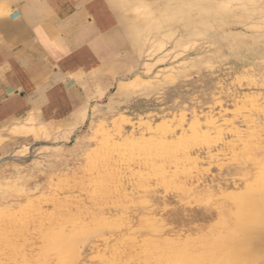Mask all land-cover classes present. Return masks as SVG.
Returning <instances> with one entry per match:
<instances>
[{
  "label": "rangeland",
  "instance_id": "374dc122",
  "mask_svg": "<svg viewBox=\"0 0 264 264\" xmlns=\"http://www.w3.org/2000/svg\"><path fill=\"white\" fill-rule=\"evenodd\" d=\"M105 1L127 73L78 128L0 131V264H160L159 249L217 264L218 239L233 264H264V0ZM148 23L167 39L143 54Z\"/></svg>",
  "mask_w": 264,
  "mask_h": 264
},
{
  "label": "crops",
  "instance_id": "0c3cea01",
  "mask_svg": "<svg viewBox=\"0 0 264 264\" xmlns=\"http://www.w3.org/2000/svg\"><path fill=\"white\" fill-rule=\"evenodd\" d=\"M127 45L105 0H0V131L78 128L127 73Z\"/></svg>",
  "mask_w": 264,
  "mask_h": 264
},
{
  "label": "bare ground",
  "instance_id": "6f19581e",
  "mask_svg": "<svg viewBox=\"0 0 264 264\" xmlns=\"http://www.w3.org/2000/svg\"><path fill=\"white\" fill-rule=\"evenodd\" d=\"M122 0H120V2H121ZM159 1V0H158ZM172 1V0H171ZM218 1V4H219V6H221V7H228L229 6V4H230V2H229V0H217ZM175 2L177 3L178 2V0L176 1L175 0ZM179 2H180V0H179ZM183 2V1H182ZM185 2V1H184ZM187 2V1H186ZM190 2V1H189ZM197 2H198V0H197ZM197 2H195V6H196V3ZM201 2H203V1H201ZM200 2V3H201ZM158 3V2H157ZM166 3V2H165ZM136 4V3H135ZM134 3L131 5V12H132V15L133 16H135V18L136 17H139V16H141L142 14L144 15V14H146L150 9H149V6L150 5H135ZM143 4V3H142ZM170 4V3H169ZM242 4V3H241ZM122 5V4H121ZM167 5H168V3H167ZM171 5V4H170ZM169 5V6H170ZM197 5H199V3L197 4ZM123 6V5H122ZM187 6V5H186ZM193 6V5H192ZM165 7V6H164ZM171 7V6H170ZM182 7V6H181ZM181 7H177L178 9H180ZM123 8V7H122ZM157 8V7H156ZM167 8V7H166ZM123 10V9H122ZM160 10V9H159ZM162 10V9H161ZM174 10V9H173ZM126 11V10H125ZM186 11V10H185ZM184 11V12H185ZM170 12V11H169ZM184 12H183V14H184ZM187 12V11H186ZM208 12V11H207ZM124 13V12H123ZM157 13V12H156ZM189 13V12H188ZM235 13V12H234ZM131 14V13H130ZM158 14V13H157ZM156 14V15H157ZM177 14H178V12H177ZM132 15H130V17H132ZM168 16H169V14H167ZM154 16H155V14H154ZM185 16V15H184ZM215 18H220L219 16H217V15H215L214 16ZM133 18V17H132ZM189 18V17H188ZM240 18V17H239ZM130 19V18H129ZM247 19V18H246ZM147 20V19H146ZM177 20V19H176ZM184 20H186V19H184ZM129 22V21H128ZM131 22V21H130ZM138 22V21H137ZM127 23V22H126ZM134 24V23H133ZM139 24H142V23H139ZM149 24V26H151L150 27V30L146 33V35H145V40H146V42L149 44V46L148 47H141L140 49H141V53H149L150 52V48H152V44L155 42V41H157V43H158V45L160 46V45H162L165 41H164V39H167L166 38V35H165V33L164 32H166V31H164L163 29H159L157 26H156V24H153V25H150V23H148ZM175 24H177V23H175ZM174 24V25H175ZM179 24V23H178ZM182 24V23H181ZM135 26V25H134ZM178 26V25H177ZM139 27H141L142 28V25H140ZM167 27H168V25H167ZM178 28V27H177ZM136 30V29H135ZM138 30V29H137ZM169 33H170V31H169ZM144 34V33H143ZM180 34V33H179ZM142 35V34H141ZM127 36V35H126ZM128 37V36H127ZM135 37V36H134ZM132 38V37H131ZM185 38V37H184ZM130 39V38H129ZM137 39V38H136ZM140 39V38H139ZM141 40V39H140ZM136 41V40H135ZM183 41H184V39H183ZM181 43V42H180ZM135 44V43H134ZM163 46V45H162ZM136 48H138V47H136ZM149 50V51H148ZM147 55V54H146ZM141 57V56H140ZM145 65V64H144ZM151 69V68H150ZM149 71V69H147V72ZM145 72H146V69H145ZM146 72V73H147ZM40 115V114H39ZM33 117V116H32ZM32 119H34V120H36L35 118H32ZM28 121V120H27ZM29 122V121H28ZM37 122V126H39L40 128L42 127L41 126V124L38 122V121H36ZM29 123H34V121L32 120L31 122H29ZM26 124V123H25ZM46 127V126H45ZM26 128V126L23 124V123H15V124H12L11 126H10V130L13 132V133H21V130L22 129H25ZM28 129V128H27ZM30 130V129H29ZM31 131V130H30ZM23 132H25V131H23ZM32 132V131H31ZM30 132V133H31ZM10 133V132H9ZM26 133V132H25ZM45 135V134H44ZM165 147V146H164ZM172 147H174V146H171L170 148H168V150H166V152H167V154H172V153H174L176 150H174ZM156 149L157 150H162V145H158L157 147H156ZM165 149V148H164ZM163 149V150H164ZM165 151V150H164ZM158 152V151H157ZM158 153H161V151H159ZM162 154V153H161ZM161 154H158V156H161ZM165 156H166V154H165ZM170 156V155H169ZM111 157V156H110ZM154 158V157H153ZM165 159H167V158H165ZM171 159V158H170ZM172 159H174L173 157H172ZM101 161H99V163H100ZM138 164V163H137ZM165 164V163H164ZM256 164V168H257V170L256 171H258V170H261V169H263V166H264V164L262 163V161L261 162H257V163H255ZM150 167V166H149ZM99 173V172H98ZM137 176H138V174H137ZM263 176V175H262ZM136 177V176H135ZM259 177V176H258ZM264 177V176H263ZM82 178V177H81ZM138 178V177H137ZM94 180V179H93ZM105 180V179H104ZM140 180V179H139ZM260 180V179H259ZM142 181V180H141ZM255 181V180H254ZM263 182V181H262ZM139 183H141V182H139ZM256 184V183H255ZM113 185V184H112ZM247 185V184H246ZM258 186L260 185V184H257ZM264 185V184H263ZM262 185V187H264ZM257 186V187H258ZM245 186H243L242 188H244ZM248 187V186H247ZM246 187V188H247ZM260 187V186H259ZM241 188V189H242ZM250 188V187H249ZM252 190V189H251ZM262 190V189H261ZM88 191H90V190H88ZM256 191V190H255ZM92 192V191H91ZM262 192V191H261ZM249 193V192H248ZM260 193V192H259ZM257 195H259V194H257ZM79 197V196H78ZM244 197V196H243ZM251 197V196H250ZM230 199V198H229ZM237 199V198H236ZM249 199V198H248ZM244 200H246V199H244ZM251 200V199H250ZM86 201V200H85ZM92 201H95V200H92ZM81 202H82V200H81ZM234 202H236V201H234ZM250 203H251V201H250ZM249 203V204H250ZM90 204V203H89ZM241 204V203H240ZM247 204V203H246ZM245 204V205H246ZM248 204V205H249ZM244 205V206H245ZM254 205V204H253ZM235 207V206H234ZM263 207V206H262ZM62 208V207H61ZM83 208H84V206H83ZM91 208V207H90ZM89 208V209H90ZM260 208V207H259ZM76 209V208H75ZM82 209V208H81ZM89 209H84L86 212H87V210H89ZM243 209V208H242ZM247 209V208H246ZM245 209V210H246ZM255 209V208H254ZM263 209V208H262ZM236 210V209H235ZM256 210H257V208H256ZM264 210V209H263ZM262 210V211H263ZM237 211H240V210H237ZM243 211V210H242ZM247 211V210H246ZM73 212V211H72ZM240 213H242V212H240ZM252 213V212H251ZM90 214V213H89ZM243 214V213H242ZM260 214V213H259ZM67 215V214H66ZM241 215V214H240ZM253 215V214H252ZM56 216V215H55ZM90 216V215H89ZM88 216V217H89ZM91 216H92V214H91ZM228 216H230V215H228ZM262 216H264V215H262ZM60 217V216H59ZM241 217H244L243 215L241 216ZM57 218V217H56ZM64 218V217H63ZM222 218V217H221ZM226 218V217H225ZM224 218V219H225ZM252 218H253V216H252ZM251 218V219H252ZM262 218H264V217H262ZM232 219V218H231ZM258 219H260V217L258 218ZM221 220V219H220ZM223 220V219H222ZM121 221V220H120ZM227 221V220H226ZM253 221H256V218H255V220L253 219ZM262 221H264V220H262ZM71 222V221H70ZM223 222V221H222ZM224 224V223H223ZM231 224V223H230ZM238 224V223H237ZM244 224V223H243ZM262 224V223H261ZM220 225H222L221 223H220ZM228 225V224H227ZM235 225V224H234ZM259 225V224H258ZM223 227V226H222ZM84 228H85V226H84ZM224 228V227H223ZM235 228V227H234ZM261 228H263V226L261 227ZM5 229V228H4ZM79 229V228H78ZM83 229V228H82ZM85 229H87V227L85 228ZM90 229V228H89ZM226 229H230V228H226ZM225 229V230H226ZM232 229H233V227H232ZM95 230V229H94ZM224 230V231H225ZM253 231H256V229L255 230H253ZM75 233H76V231H74ZM219 232V231H218ZM64 233V232H63ZM72 233H73V231H72ZM72 233H70V234H72ZM74 233V234H75ZM80 233H81V231H80ZM79 232H78V234H80ZM96 233H97V231H96ZM66 234V233H65ZM82 234V233H81ZM94 234V233H93ZM92 234V235H93ZM69 235V234H68ZM67 235V236H68ZM75 235H77V234H75ZM97 235V234H96ZM247 235V234H246ZM259 235H260V233H259ZM213 236H215V235H213ZM216 236H218V235H216ZM250 236V235H249ZM61 237V231H58V232H56V233H54V234H52V236H51V238L52 239H54V240H56V239H59ZM63 238H65L66 236H62ZM75 237V236H74ZM86 237V236H85ZM90 237V236H89ZM92 237V236H91ZM211 237V236H210ZM50 238V239H51ZM67 238V237H66ZM212 238V237H211ZM220 238V237H219ZM80 239V238H79ZM85 239V238H84ZM87 240H88V238H86ZM207 239V238H206ZM236 240H237V238H235ZM53 240V241H54ZM62 240V239H61ZM65 240V239H64ZM218 240H220L221 242H220V245H221V247L224 249V251H225V253H226V257L225 258H223V259H221V260H219L218 262H217V264H233V263H235V261L238 259L237 257H236V253L234 254L231 250H230V248L228 247L229 245H227V244H229V242L228 241H225V240H221V239H218ZM244 240V239H243ZM249 239H247V241H248ZM251 241H252V238L250 239ZM51 241V240H50ZM83 241V240H82ZM204 241H205V239H204ZM204 241H203V243H204ZM208 241H210V240H208ZM208 241L206 242L207 244H206V249H207V251H208V248L210 247V246H212V244H214L216 241H213V242H209L208 243ZM238 241V240H237ZM245 241V240H244ZM243 241V242H244ZM80 242V241H79ZM151 243V242H150ZM160 243V242H159ZM201 243V242H200ZM236 243V242H235ZM245 243H247V242H245ZM61 244V246H62V244L63 243H60ZM75 244V243H74ZM250 244V243H249ZM248 244V245H249ZM67 245V244H66ZM76 245H79V244H77L76 243ZM80 245H82V244H80ZM205 245V244H204ZM218 245V244H217ZM244 246L246 245V244H243ZM251 245V244H250ZM262 245H264V244H262ZM75 246V245H74ZM69 247V246H68ZM160 247V246H159ZM251 247V246H250ZM262 247H264V246H262ZM59 248H61V247H59ZM65 248V247H64ZM76 248H78V247H76ZM75 248V249H76ZM152 248H154V246L152 247ZM214 248V247H213ZM253 248H255V247H253ZM74 249V250H75ZM129 249V248H128ZM150 249H151V247H150ZM239 249H240V247H239ZM10 250V249H9ZM149 250V249H148ZM153 250V249H152ZM151 250V251H152ZM199 250H202V249H199ZM203 250H205V249H203ZM214 250V249H213ZM59 251V250H58ZM150 251V250H149ZM206 251V252H207ZM217 251H218V249H217ZM161 252L163 253V251H160V249L156 252V259H157V263H160V264H172V263H181V262H199L200 260H198V258H196V257H194V255H185L180 249H175L174 251H173V253L171 254V255H169V253H168V255L169 256H164V255H161ZM205 252V251H204ZM203 252V253H204ZM205 252V253H206ZM208 252H210V251H208ZM248 252V251H247ZM257 252V251H256ZM12 253H15V252H12ZM21 253V252H20ZM57 253H59V252H57ZM194 253V252H193ZM192 253V254H193ZM196 253V252H195ZM199 253V252H198ZM43 254L45 255V254H47V255H49V254H53V248H44V251H43ZM70 254H72V253H70ZM138 254V253H137ZM152 254V253H151ZM248 254V253H247ZM13 255V254H12ZM15 255V254H14ZM77 256H78V254H76ZM154 255V254H153ZM152 255V256H153ZM200 255V254H199ZM222 255V254H221ZM262 255V254H261ZM8 257V256H7ZM18 258V257H17ZM260 259H262V258H260ZM258 260V259H257ZM247 263V262H246ZM17 264H19V263H17ZM21 264V263H20ZM251 264V263H250Z\"/></svg>",
  "mask_w": 264,
  "mask_h": 264
}]
</instances>
